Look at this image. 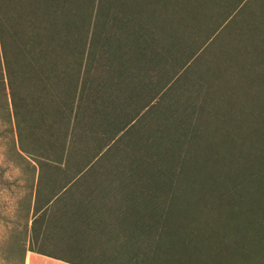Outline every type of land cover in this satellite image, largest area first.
I'll return each mask as SVG.
<instances>
[{
  "label": "trees",
  "instance_id": "1",
  "mask_svg": "<svg viewBox=\"0 0 264 264\" xmlns=\"http://www.w3.org/2000/svg\"><path fill=\"white\" fill-rule=\"evenodd\" d=\"M247 1L0 0V117L36 182L23 264H264V0Z\"/></svg>",
  "mask_w": 264,
  "mask_h": 264
},
{
  "label": "rangeland",
  "instance_id": "2",
  "mask_svg": "<svg viewBox=\"0 0 264 264\" xmlns=\"http://www.w3.org/2000/svg\"><path fill=\"white\" fill-rule=\"evenodd\" d=\"M254 3L257 4V0H248L246 8ZM9 129V123L0 117V264H23L24 246L26 244V249L29 248L31 236L30 229L26 231L25 226L28 214L30 227L33 222V208L29 212V206L31 195L34 206L36 182L32 190L33 170L27 173L26 164L17 163L16 158L9 151L12 139V135L7 131ZM32 164L37 168L35 163ZM35 176L37 178V174ZM54 237L57 238L56 241ZM59 237L60 235L52 233L49 234L48 240L59 244ZM52 243L50 245L54 246ZM32 244L35 249L43 248V243L39 244L38 240H34ZM53 253L68 256L64 251L56 249Z\"/></svg>",
  "mask_w": 264,
  "mask_h": 264
},
{
  "label": "crops",
  "instance_id": "3",
  "mask_svg": "<svg viewBox=\"0 0 264 264\" xmlns=\"http://www.w3.org/2000/svg\"><path fill=\"white\" fill-rule=\"evenodd\" d=\"M24 264H71L52 257L28 251Z\"/></svg>",
  "mask_w": 264,
  "mask_h": 264
}]
</instances>
